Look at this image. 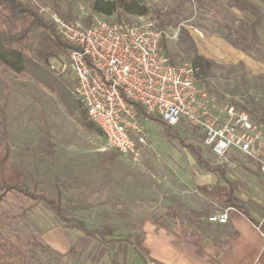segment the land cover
Instances as JSON below:
<instances>
[{
	"label": "rangeland",
	"instance_id": "rangeland-1",
	"mask_svg": "<svg viewBox=\"0 0 264 264\" xmlns=\"http://www.w3.org/2000/svg\"><path fill=\"white\" fill-rule=\"evenodd\" d=\"M34 1L68 19L87 21L96 14L110 21L133 17L94 12V0ZM240 1L203 0L199 7L197 0H145L147 14L159 26L163 21L160 28L170 60L192 62L195 53L207 59L209 66L200 73L199 82L220 99L240 102L253 111L260 125L264 23L259 25V15L230 7ZM249 22L255 24L254 30ZM60 76L71 92L72 76ZM140 119L146 143L138 159L132 160L105 147L101 134L84 127L55 93L29 75L0 65V153L7 147L9 163L20 171L22 184L52 197L60 188L64 211L103 233L92 237L66 227L42 202L11 190L0 201V264H123L119 242L140 240L144 220L155 219L186 237L202 239L211 233L203 232L211 222L208 216L223 209L220 201L227 182L243 205L253 203L250 195L262 190L257 162L237 150L231 149L228 161L218 164L198 129L170 126L171 137L157 117ZM183 144L199 148L210 166L224 171V177H208ZM152 206L156 210H149ZM190 210H207V214L198 219Z\"/></svg>",
	"mask_w": 264,
	"mask_h": 264
},
{
	"label": "built area",
	"instance_id": "built-area-1",
	"mask_svg": "<svg viewBox=\"0 0 264 264\" xmlns=\"http://www.w3.org/2000/svg\"><path fill=\"white\" fill-rule=\"evenodd\" d=\"M34 2L69 45L66 54L49 61L58 75L70 74L76 102L99 129L104 145L137 160L146 143L136 105L168 126L198 129L216 162L228 161L231 149L257 162L264 173V131L249 113L220 99L199 82V66L172 63L161 47L164 32L148 14L110 21L93 15L88 22L67 19ZM230 207L209 215L226 222Z\"/></svg>",
	"mask_w": 264,
	"mask_h": 264
},
{
	"label": "trees",
	"instance_id": "trees-1",
	"mask_svg": "<svg viewBox=\"0 0 264 264\" xmlns=\"http://www.w3.org/2000/svg\"><path fill=\"white\" fill-rule=\"evenodd\" d=\"M262 1L264 2V0ZM197 2L199 7L204 6L203 0H197ZM230 7L246 10L253 16L259 15V18L261 17V12L249 0L230 3ZM91 8L94 12L105 16H110L113 13L140 16L146 15L149 12L145 0H94ZM158 17L160 18V15ZM84 22H88V20ZM162 23L163 21L160 20V26ZM254 25V23L249 22V28L252 30L255 28ZM226 27L230 28L229 25H226ZM164 41L165 39L162 37L161 47L167 55ZM68 48L69 45L55 31L54 26L38 13L34 5L23 0H0V65L7 67L16 74L29 75L41 83L50 92L56 94L61 104L70 114L76 113L84 127L100 133L96 125L86 115L85 111L74 100L70 90L61 78L62 76L55 75L48 69L50 59L66 54ZM192 62L199 66V74L203 73L209 66V61L197 53L193 55ZM229 102L247 111L257 126L261 127L264 124V119H261L259 125L253 117L255 113L247 109L240 102ZM73 103L75 104L71 105ZM136 108L139 115H146L140 105H136ZM158 120L162 122L159 118ZM166 126L168 136H174L170 133L168 128L170 126ZM261 129L264 131L263 127ZM183 145L193 153L195 162L201 165L207 173L224 177V171L219 167L210 166L203 158L199 148L189 144ZM20 176L21 173L18 168L9 163L8 149L5 147L4 151L0 153V201L9 191L16 190L27 197L42 202L55 213L57 219L64 223L66 227H76L88 236L93 237L99 235L103 237L101 231L87 228L82 220L68 215L64 211L59 200L61 194L60 188H56L55 197L48 196L44 193L29 189L19 181ZM220 202L223 208L234 207L241 210L245 215H248L247 209L233 195V188L229 182H227V190ZM190 213L192 216L200 219L207 214V210H190ZM259 228L264 232V224L260 225ZM1 242L3 241L0 233V245Z\"/></svg>",
	"mask_w": 264,
	"mask_h": 264
},
{
	"label": "crops",
	"instance_id": "crops-1",
	"mask_svg": "<svg viewBox=\"0 0 264 264\" xmlns=\"http://www.w3.org/2000/svg\"><path fill=\"white\" fill-rule=\"evenodd\" d=\"M249 1L261 12L259 25H263L264 2ZM262 150L264 154L263 145ZM207 175L213 179L217 177L210 173ZM261 177L262 190L250 195L253 203L243 205L248 215L230 207L227 221L206 224L207 229L204 228L203 232L211 233L203 234L202 239L186 237L155 219L144 220L138 225L139 231H142L140 240L119 242L122 244L121 263L264 264V232L259 228L264 224V173ZM206 181V184L212 183ZM149 210H156V206Z\"/></svg>",
	"mask_w": 264,
	"mask_h": 264
}]
</instances>
